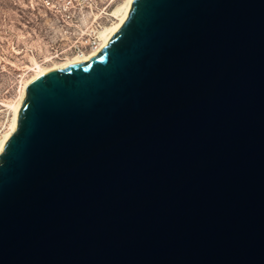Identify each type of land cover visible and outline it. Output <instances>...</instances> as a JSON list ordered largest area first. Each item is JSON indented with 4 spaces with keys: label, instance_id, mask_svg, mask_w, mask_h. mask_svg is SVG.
Segmentation results:
<instances>
[{
    "label": "water",
    "instance_id": "1",
    "mask_svg": "<svg viewBox=\"0 0 264 264\" xmlns=\"http://www.w3.org/2000/svg\"><path fill=\"white\" fill-rule=\"evenodd\" d=\"M0 264H264V0H132L29 82Z\"/></svg>",
    "mask_w": 264,
    "mask_h": 264
},
{
    "label": "rangeland",
    "instance_id": "2",
    "mask_svg": "<svg viewBox=\"0 0 264 264\" xmlns=\"http://www.w3.org/2000/svg\"><path fill=\"white\" fill-rule=\"evenodd\" d=\"M53 1L55 11L47 10L43 0H0V137L12 118L8 104L16 101L23 83L33 75V61L48 66L65 59L75 26L104 13L112 16L123 0H73L84 13L67 16L58 12L62 0Z\"/></svg>",
    "mask_w": 264,
    "mask_h": 264
},
{
    "label": "bare ground",
    "instance_id": "3",
    "mask_svg": "<svg viewBox=\"0 0 264 264\" xmlns=\"http://www.w3.org/2000/svg\"><path fill=\"white\" fill-rule=\"evenodd\" d=\"M132 0H123L119 5H117L112 13L111 18L114 19V21L109 24L108 26L106 25L100 32V43L99 46L92 51H89L84 54H73L70 57H66L65 59L59 61V62H54L51 65L48 66H41L37 62L33 61L34 64V69H33V75L30 76L22 85L20 93L16 101L11 102L8 104V108L12 112V118L9 122V125L7 127V130L2 134L0 137V150L6 141V139L10 136L12 131L14 130L16 126V121H17V116L19 113V109L21 107L22 100L25 95V88L31 82L33 79L37 78L38 76L45 74L49 71L52 70H57L61 69L64 67H67L71 64L78 63V62H83L88 60L91 56H93L97 51L103 47L108 40L111 38V36L118 30L120 25L123 23V21L126 19L127 14L129 12L130 4Z\"/></svg>",
    "mask_w": 264,
    "mask_h": 264
},
{
    "label": "built area",
    "instance_id": "4",
    "mask_svg": "<svg viewBox=\"0 0 264 264\" xmlns=\"http://www.w3.org/2000/svg\"><path fill=\"white\" fill-rule=\"evenodd\" d=\"M84 1V0H81ZM43 4L47 10L55 11L57 6L53 0H43ZM83 7H76L73 4V0H62L59 13L64 16L73 14L74 12L83 14ZM110 13H104L103 17L94 18L89 24L75 26L74 40L69 48L68 54L65 57L73 54H84L89 51L95 50L100 43L101 30L111 22ZM63 59V58H62Z\"/></svg>",
    "mask_w": 264,
    "mask_h": 264
}]
</instances>
